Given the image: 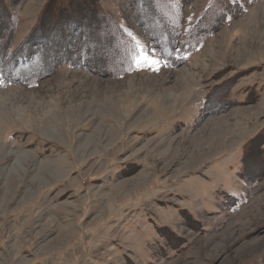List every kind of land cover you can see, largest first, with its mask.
I'll use <instances>...</instances> for the list:
<instances>
[{"label": "rangeland", "instance_id": "374dc122", "mask_svg": "<svg viewBox=\"0 0 264 264\" xmlns=\"http://www.w3.org/2000/svg\"><path fill=\"white\" fill-rule=\"evenodd\" d=\"M47 1L24 0L12 47ZM174 1L170 65L130 0H97L134 48L114 33L98 71L0 73V264H264V157L249 156L264 140V0H235L217 28L214 1ZM151 2L137 0L159 12L148 25L172 34Z\"/></svg>", "mask_w": 264, "mask_h": 264}, {"label": "trees", "instance_id": "16d2710c", "mask_svg": "<svg viewBox=\"0 0 264 264\" xmlns=\"http://www.w3.org/2000/svg\"><path fill=\"white\" fill-rule=\"evenodd\" d=\"M130 1L132 15L135 17L136 22L141 26L150 42L161 50L162 60L165 61L167 65H170L169 63L174 61L175 58V47H173L176 42L175 38L180 35V30L178 28L180 27L181 29L179 24V20H181V11L179 7L175 5L174 0H160L164 4L163 7L166 8L168 12L173 13L174 17L172 19L173 21L175 19V27L172 34L168 36L161 35L160 38L163 39L159 41L160 38L156 35L160 30H156L157 27L154 23H151V25L147 23V20L152 21L154 18L157 22L162 21V19H160L161 17L157 15L159 12L155 11L157 9H154V6L151 5V1L153 0H149L151 4L147 3L145 8L144 4H140L139 6L137 0ZM212 1H214L213 6L221 8L216 21L214 20L213 23L211 21L212 27L217 28V26L221 25V23L223 24L225 20L231 19L234 12L241 9L239 4H237V8H235V0ZM23 2L24 0H10L8 9L4 1L0 0V59L3 62V67H5V69L7 68V71L4 72H2L0 68V73L5 79H10L9 81L15 79H19L23 82H29L32 81V79L35 80L59 64L93 69L96 65L101 63L100 54H106L104 50L106 48L105 43L107 37L110 39V37H113L114 33L115 39L128 43V45H126L127 49L131 47L134 48L131 38L122 31L119 24L116 23L107 12L101 9L97 0H48L38 14L36 23L31 31L19 45L12 47L13 35L20 26V18L17 12ZM210 7L211 6H209V8ZM209 8H207L206 11ZM205 13L197 19V22L193 26L182 32L183 42L192 38V34L196 35L195 30L199 25V21L205 16ZM102 26H104L105 29H101ZM166 26L162 27V30L166 29ZM109 29L113 32V34L111 33L112 36L108 35L111 32H109ZM214 29L210 28L207 32H201L199 36L203 37L207 34H211ZM195 37L198 38V36ZM198 40L200 39L198 38ZM181 44L182 46L184 45V43ZM117 47L119 48L116 50H123L124 52V47L123 49L120 46ZM116 50L114 49L112 52L115 51V53H118ZM128 53V57L131 59L133 55L132 51H128ZM129 58L127 65H129L130 62ZM37 65L43 67L40 74L36 73ZM95 70L98 71V68ZM10 74L14 79L11 80ZM260 136L259 134L252 139V141H257V144L253 146L254 150L251 151V155H249L253 159H260L262 155L264 157V140H261L259 138ZM249 152V150L244 151L243 157L245 158L248 156Z\"/></svg>", "mask_w": 264, "mask_h": 264}]
</instances>
